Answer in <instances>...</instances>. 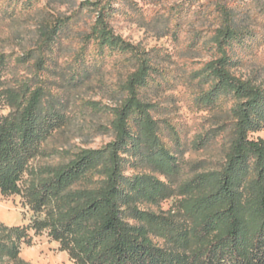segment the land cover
Instances as JSON below:
<instances>
[{"label": "rangeland", "instance_id": "1", "mask_svg": "<svg viewBox=\"0 0 264 264\" xmlns=\"http://www.w3.org/2000/svg\"><path fill=\"white\" fill-rule=\"evenodd\" d=\"M90 1L0 0V125L19 118L14 102L25 87L40 89L43 114L54 112L19 181L20 192L5 195L0 189V225L6 228H0V264H79L49 229L34 227L52 207L38 210L30 186L38 172L69 153L113 139L104 129L110 117L94 104H116L137 55L152 63L142 97L155 105L162 143L179 160L172 176L145 168L165 191L156 203L139 206L157 216L149 225L167 250L181 246L172 236L187 224L184 185L220 168L232 138V102L222 98L212 107L202 105L198 98L207 87L196 75L219 56L213 38L225 21L247 34L243 43L227 48L239 63L236 75L264 86V0H107L116 8L110 21L114 33L137 48L135 55L101 54L100 46L85 38L95 17L86 5ZM43 24L63 29L47 42ZM251 138L264 139V129Z\"/></svg>", "mask_w": 264, "mask_h": 264}, {"label": "trees", "instance_id": "2", "mask_svg": "<svg viewBox=\"0 0 264 264\" xmlns=\"http://www.w3.org/2000/svg\"><path fill=\"white\" fill-rule=\"evenodd\" d=\"M106 1L86 4L95 17L85 38L98 44L101 54H140L114 33L110 21L116 8ZM62 29L43 24L41 34L53 42ZM246 38L225 21L213 38L219 56L196 72L207 87L198 101L212 107L222 98L230 100L234 128L221 167L184 185L187 224L172 236L179 248H164L149 225L157 216L139 209L156 203L165 191L145 168L169 176L179 168L177 156L160 138L155 105L142 97L154 68L140 55L135 71L120 85L116 104H94L110 117L104 129L113 139L99 148H80L36 174L30 197L38 210L52 209L34 227L49 229L79 264H264V139L251 138L264 129V86L236 75L239 63L227 52ZM39 91L23 88L14 102L19 118L0 125V189L5 195L20 192L27 164L53 122L54 112L45 115L40 108Z\"/></svg>", "mask_w": 264, "mask_h": 264}]
</instances>
